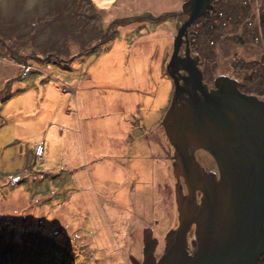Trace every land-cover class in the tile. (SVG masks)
I'll use <instances>...</instances> for the list:
<instances>
[{
    "label": "rangeland",
    "instance_id": "rangeland-1",
    "mask_svg": "<svg viewBox=\"0 0 264 264\" xmlns=\"http://www.w3.org/2000/svg\"><path fill=\"white\" fill-rule=\"evenodd\" d=\"M191 2L0 0V264L142 262L146 231L160 264L190 195L163 123ZM188 48L210 91L228 76L264 102V0H211L182 60ZM196 156L220 175L209 151Z\"/></svg>",
    "mask_w": 264,
    "mask_h": 264
},
{
    "label": "water",
    "instance_id": "water-1",
    "mask_svg": "<svg viewBox=\"0 0 264 264\" xmlns=\"http://www.w3.org/2000/svg\"><path fill=\"white\" fill-rule=\"evenodd\" d=\"M210 1L192 0L184 7L190 19L179 30L168 65L176 87L164 126L188 175L190 195L181 208L180 231L170 237L160 264H258L264 255V102L244 95L238 82L228 76L216 79L218 89L210 91L199 59L191 57L189 48L186 59L179 56L188 28ZM194 146L214 156L221 182L206 177L194 151L189 154ZM197 174L202 178H193ZM198 189L204 192L200 206ZM194 223L197 251L190 256L188 232ZM144 244L143 261L132 257L133 264H158V239L151 231L145 232Z\"/></svg>",
    "mask_w": 264,
    "mask_h": 264
},
{
    "label": "bare ground",
    "instance_id": "bare-ground-1",
    "mask_svg": "<svg viewBox=\"0 0 264 264\" xmlns=\"http://www.w3.org/2000/svg\"><path fill=\"white\" fill-rule=\"evenodd\" d=\"M219 9H216L215 10V12H217ZM224 10V9H223ZM202 16V15H201ZM188 45V44H187ZM186 74H188V73H186ZM185 74V75H186ZM169 78H171V76H170V74L168 73V75H167ZM174 80V79H173ZM172 80V81H173ZM174 84H175V82H174ZM170 102H171V105H169L170 106V108L167 110V111H169L170 109H171V107H172V105H173V103H174V100H170ZM167 115V114H166ZM193 118V117H192ZM192 118H190V119H192ZM164 119H166V118H164ZM164 124V123H163ZM164 126V125H163ZM165 127V126H164ZM168 137V136H167ZM169 138V137H168ZM169 141H170V138H169ZM170 144L171 145H173L172 143H171V141H170ZM198 149H200V147L198 146V147H196V146H194L193 147V149H190L189 150V154H191V152L192 151H194V152H192V155H194V157L196 158V161L197 162H199L198 161V159H197V156H196V153L198 152ZM201 149H203V148H201ZM175 151L177 152V148H175ZM178 155V154H177ZM179 156V155H178ZM177 156V159H179L180 161H181V158H179ZM201 167V166H200ZM203 170H204V174L206 175V177L209 179V180H214V181H216V182H221V180H222V176H221V174L220 175H217V174H215V173H213V172H209V171H207L203 166L201 167ZM182 172V171H181ZM183 174V173H182ZM184 175V174H183ZM187 175V174H186ZM194 175V174H193ZM188 176V175H187ZM187 176H185L184 177V180L186 181V183H187ZM196 177H199V178H202V175H196L195 177H193V178H196ZM198 192L199 193H201L202 194V197H201V199H200V201H199V198H198ZM189 197V195H185V196H182V199H180V200H178V211L180 212V213H182V209L181 208H185L186 207V205H187V202H188V198ZM203 198H204V192L203 191H200V189H198L197 190V192H196V200H197V205H202L203 204ZM181 216V215H180ZM193 229H195V234H196V239L194 240V242H193V247H194V249H195V251H197L196 249V245H195V243H197L198 242V239H197V224L196 223H194L193 225H192V227L189 229V232H188V236H189V234L192 232V230ZM188 244H189V242H188ZM189 247V246H188ZM188 247H187V249H188ZM194 253L195 252H191L189 255L190 256H194Z\"/></svg>",
    "mask_w": 264,
    "mask_h": 264
},
{
    "label": "crops",
    "instance_id": "crops-1",
    "mask_svg": "<svg viewBox=\"0 0 264 264\" xmlns=\"http://www.w3.org/2000/svg\"><path fill=\"white\" fill-rule=\"evenodd\" d=\"M164 69V68H163ZM63 87H64V85H63ZM58 91H61L60 90V88H59V85H57V87H55ZM68 90H69V93L71 92V93H74V94H76V92H77V90H76V88L74 87V86H68ZM64 89V88H63ZM62 91H64V90H62ZM66 93H63V95H65ZM71 99H72V97H70ZM77 98H79V97H76V99ZM156 101H158V97H156ZM154 107H155V105H154ZM71 108H72V106H68V112H69V110H71ZM142 112V114H143V111H141ZM149 117H153V116H151V114H146L145 116H143V118H139V120L138 121H135V122H133L135 125H137V126H139V127H142V122L143 121H145V120H149ZM158 119V118H157ZM157 123H158V121H157ZM147 127V126H146ZM145 127V128H146ZM145 128H142V131L146 134H149L150 132H148V131H146L145 130ZM141 137H142V135H141ZM140 137V138H141ZM140 138H138V140L140 139ZM143 138V137H142ZM96 140V138L94 139V141Z\"/></svg>",
    "mask_w": 264,
    "mask_h": 264
},
{
    "label": "trees",
    "instance_id": "trees-1",
    "mask_svg": "<svg viewBox=\"0 0 264 264\" xmlns=\"http://www.w3.org/2000/svg\"><path fill=\"white\" fill-rule=\"evenodd\" d=\"M199 42V41H198ZM197 45H198V43H196ZM199 44H200V42H199ZM264 93H262V92H260V95H263Z\"/></svg>",
    "mask_w": 264,
    "mask_h": 264
},
{
    "label": "flooded vegetation",
    "instance_id": "flooded-vegetation-1",
    "mask_svg": "<svg viewBox=\"0 0 264 264\" xmlns=\"http://www.w3.org/2000/svg\"><path fill=\"white\" fill-rule=\"evenodd\" d=\"M153 238H155L154 236H153ZM143 256H144V254H143ZM144 259V258H143Z\"/></svg>",
    "mask_w": 264,
    "mask_h": 264
},
{
    "label": "built area",
    "instance_id": "built-area-1",
    "mask_svg": "<svg viewBox=\"0 0 264 264\" xmlns=\"http://www.w3.org/2000/svg\"><path fill=\"white\" fill-rule=\"evenodd\" d=\"M41 151H42V148H41ZM40 154V153H39Z\"/></svg>",
    "mask_w": 264,
    "mask_h": 264
}]
</instances>
